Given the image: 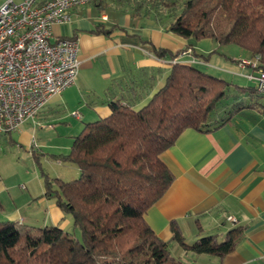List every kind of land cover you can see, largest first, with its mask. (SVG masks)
Returning <instances> with one entry per match:
<instances>
[{
  "label": "trees",
  "instance_id": "obj_1",
  "mask_svg": "<svg viewBox=\"0 0 264 264\" xmlns=\"http://www.w3.org/2000/svg\"><path fill=\"white\" fill-rule=\"evenodd\" d=\"M133 5L138 13L167 12L169 18L161 23L179 36L235 45L250 57L259 56L264 67V0H134ZM117 27L99 23L90 31L109 35ZM182 50L153 46L158 57L170 59ZM232 87L264 94L256 84L240 85L196 64L176 61L142 106L110 101L111 113L86 123L68 153L60 155L75 164L79 174L65 180L42 172L45 195L70 214L72 229L0 219V264H186L172 254L145 213L175 177L161 155L186 128L209 131L229 120L242 107L238 103L220 120L213 114L234 94ZM172 230L184 249L224 257L235 250L244 228L201 234L191 243L175 222Z\"/></svg>",
  "mask_w": 264,
  "mask_h": 264
},
{
  "label": "crops",
  "instance_id": "obj_2",
  "mask_svg": "<svg viewBox=\"0 0 264 264\" xmlns=\"http://www.w3.org/2000/svg\"><path fill=\"white\" fill-rule=\"evenodd\" d=\"M133 1L97 0L74 8L71 21L53 26L54 38L77 39L81 66L75 83L68 87L74 94L63 91L49 102L58 97L64 107L74 106L72 110L80 113L76 117L85 120L80 122V132L86 123L111 113L110 101L121 99L138 108L164 83L171 68L170 58L158 57L153 46L176 51L192 43L189 49L195 61L189 63L240 85L255 84L246 77L251 68L240 63L250 57L248 52L231 44L224 50L209 38L179 36L161 23L153 9L148 13L145 9L135 11ZM99 23L118 27L109 35L91 32ZM235 89L213 114L220 120L238 103L242 107L229 120L209 131L186 128L161 155L175 177L166 193L146 211L145 218L168 242L172 254L186 264H264V94ZM49 102L37 113L38 123L60 114L48 110ZM24 123L18 130L0 135L32 149L34 136ZM72 172L73 178L79 174L77 167ZM60 178L70 179L65 175ZM40 181L34 185L28 182L25 190L20 185L24 191L12 194L8 188L14 184L0 176V219L72 229L70 214L45 195L44 182ZM174 222L190 243L201 234H223L236 225H242L244 231L235 250L219 257L184 249L173 238Z\"/></svg>",
  "mask_w": 264,
  "mask_h": 264
},
{
  "label": "built area",
  "instance_id": "obj_3",
  "mask_svg": "<svg viewBox=\"0 0 264 264\" xmlns=\"http://www.w3.org/2000/svg\"><path fill=\"white\" fill-rule=\"evenodd\" d=\"M97 0H3L0 2V134L18 130L34 119L54 96L76 81L81 60L74 37H53L55 24L71 21L74 8ZM191 49L176 61L194 62ZM246 77L264 93L259 56L242 58ZM73 114L80 116L79 111ZM232 219V216H230Z\"/></svg>",
  "mask_w": 264,
  "mask_h": 264
},
{
  "label": "rangeland",
  "instance_id": "obj_4",
  "mask_svg": "<svg viewBox=\"0 0 264 264\" xmlns=\"http://www.w3.org/2000/svg\"><path fill=\"white\" fill-rule=\"evenodd\" d=\"M158 13H161L159 14L160 19L169 18L167 12L166 14ZM230 48L231 46L229 45H223L224 50ZM235 90V87H232V91ZM68 92L72 93L73 90L66 88L63 93L66 94ZM46 107L53 114L55 112L60 114H55V116L51 117V120L43 123H38L40 117V114H38L34 121L29 120L23 125L34 136L35 146L32 149L22 147L13 141H7L5 135H0L4 143L0 148V176L8 184H14V187L10 186L8 188V191L12 194L24 191L28 182L33 185L38 182L41 184L40 180H43V171L53 177L65 175L66 178H73L72 171L76 168V165L64 161L60 155L68 153L73 135L80 132V122L84 123L85 120L84 118L79 120L73 114V111H75L72 110L74 106L64 107L63 104H60L58 97L49 102ZM11 135L17 138L16 134L11 133ZM20 185L23 188L25 185L24 190L20 188ZM76 234L80 236L79 230H76Z\"/></svg>",
  "mask_w": 264,
  "mask_h": 264
}]
</instances>
